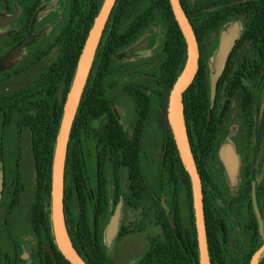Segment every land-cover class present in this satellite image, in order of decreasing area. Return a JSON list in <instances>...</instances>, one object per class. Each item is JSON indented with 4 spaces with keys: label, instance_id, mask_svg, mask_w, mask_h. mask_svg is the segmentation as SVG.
<instances>
[{
    "label": "rangeland",
    "instance_id": "374dc122",
    "mask_svg": "<svg viewBox=\"0 0 264 264\" xmlns=\"http://www.w3.org/2000/svg\"><path fill=\"white\" fill-rule=\"evenodd\" d=\"M95 1L78 0L76 7L74 0H0V16L10 19L4 26L11 29L7 43L12 41L11 46H14L28 32L31 33L28 45L0 69V264H54L47 241L34 226L41 157L36 109L24 103L16 107L13 105L22 97L35 100L36 80L60 54L61 43L58 41H63L65 37L59 38L72 22L73 28L83 32L84 22ZM151 1L130 0L122 31L127 30L150 7ZM187 1L191 6H201L209 0ZM245 22V17H237L219 32L213 30L208 34L204 60H208L211 75L218 65L221 36L238 26L239 39ZM166 33L165 20L159 11H154L137 36L113 53L105 78L108 109L129 139L137 114L134 99L125 91V87L139 88L151 102L140 143L139 167L143 183L139 196L133 194L128 168L123 166L116 199L112 163L107 160L108 208L100 222V229L103 250L112 264H137L159 242H170L177 250L183 251L171 226L172 187L163 165L164 139L156 125L157 81L167 59L163 51ZM263 57L264 39L235 46L234 56L219 78L212 99L210 114L220 121V125L208 170L222 196L214 192L210 185L207 190L212 197V211L218 219L226 222L227 233L219 229L218 241L227 264H241V257L251 249L246 225L254 211L251 200L241 196L246 157H249L252 165L255 194L258 186L262 188L259 201L255 196L264 232V130L259 146L256 142L247 145L239 110V94L243 88L259 103L254 126L258 133L264 122V77L259 69ZM98 64L99 61H96L92 78ZM236 82L241 87L233 90ZM62 97L63 88H60L55 100L57 105H60ZM108 109L95 110L90 116L88 129L81 131L74 140L90 198L91 221L97 200L99 141L108 120ZM180 185L181 218L184 226L188 227L189 211L181 180ZM72 212L76 217V197L72 200ZM263 247L260 246L253 253L254 264L264 256ZM38 251L41 259L38 258Z\"/></svg>",
    "mask_w": 264,
    "mask_h": 264
},
{
    "label": "trees",
    "instance_id": "16d2710c",
    "mask_svg": "<svg viewBox=\"0 0 264 264\" xmlns=\"http://www.w3.org/2000/svg\"><path fill=\"white\" fill-rule=\"evenodd\" d=\"M103 0H96L84 22L83 32L68 24L62 37L58 58L39 76L35 82V100L20 98L13 105L29 104L36 109L35 122L39 128V186L38 199L35 206L34 226L44 236L52 252L54 264H70L58 251L50 222V175L55 146V138L59 129L62 107L66 94L70 88L78 57L86 39L88 30L98 14ZM182 8L193 27L199 44V68L194 82L183 94L182 104L187 133L192 147L198 173L202 181L204 215L206 224V238L211 264H227L223 248L218 241V230L227 233L226 222L218 219L211 209L212 197L207 187L210 185L220 196L217 186L212 182L208 170L209 161L213 158L215 141L219 132L220 121L211 117L212 95L210 88L211 74L209 63L204 60L207 52L206 39L213 31H220L229 21L237 17H245L243 33L239 35L235 46L252 40L264 39V0H209L201 6H191L187 0H180ZM77 7L78 0H74ZM130 9V0H116L104 28L97 47L92 69L86 82L75 120L70 132L64 169V213L66 228L74 248L86 264H112L103 250L100 222L107 213V160L112 163L114 194L119 193L120 171L123 166L128 168V176L132 182L131 190L135 196L140 195L142 178L139 167L140 143L144 125L150 111V99L139 88L125 87L135 102L137 120L132 137L129 139L121 129L118 120L108 109L106 99L105 78L112 63V55L120 48L127 46L137 34L148 24L154 11H159L167 24V33L163 51L167 54L163 73L157 81L159 90L156 91L157 110L156 125L164 139L163 165L172 187V230L179 239L183 251H179L170 242L154 244L137 264H198V249L194 218L192 210L191 186L189 177L184 170L167 122L166 109L169 92L181 72L186 60V44L181 31L174 19L169 0H152L150 7L139 15L131 26L122 31L126 14ZM75 12L77 9L75 8ZM74 19V17H73ZM72 19V20H73ZM57 44V42H55ZM233 47L226 66L235 53ZM211 56V53L209 54ZM213 55V54H212ZM96 61H99L95 76L92 71ZM260 72L264 77V57L260 65ZM218 84V82H217ZM216 84V85H217ZM239 82L234 84L233 90L240 88ZM63 88L60 105L56 103V95ZM259 103L255 97L249 95L245 89L239 94V110L244 126V141L247 145L256 142L260 145L263 139L264 122L260 130L255 132V116ZM100 108L108 109V120L100 137L101 149L97 155V200L92 211V221L89 214V195L87 194L84 176L74 140L80 132L89 127L90 116ZM243 184L241 196L251 200V187L254 178L249 157L243 163ZM186 192L189 211V226L185 227L181 218V185ZM261 187H257V200L261 197ZM76 197L78 213L72 212V200ZM249 252L244 254L241 264H250L253 253L264 244V232L259 231L255 214H252L246 225ZM38 258L41 253L38 251ZM264 264V256L256 262Z\"/></svg>",
    "mask_w": 264,
    "mask_h": 264
},
{
    "label": "water",
    "instance_id": "95a60500",
    "mask_svg": "<svg viewBox=\"0 0 264 264\" xmlns=\"http://www.w3.org/2000/svg\"><path fill=\"white\" fill-rule=\"evenodd\" d=\"M116 0H103L100 10L88 30L86 39L78 57L75 73L66 94L62 107V117L55 138V146L50 175V222L56 247L61 255L70 264H86L74 248L69 237L64 213V169L68 140L80 104V100L92 69L95 53L101 40L104 28L110 16ZM174 19L181 31L186 44V60L181 72L176 78L168 96L166 117L173 140L179 155L180 162L186 171L191 186L192 210L194 228L196 232L198 264H211L206 238V224L204 215V202L202 193V181L198 173L192 147L187 133L182 104L183 94L194 82L199 68V44L193 27L185 14L180 0H169ZM2 26L7 25L10 19L0 16ZM30 35L15 49L10 51L0 62L3 68L29 41ZM238 39V26L229 29L227 34L221 36L218 49V65L210 78L212 98L216 90V84L223 74L228 57ZM255 184L252 182L251 202L259 231L263 232V223L258 210ZM264 245V244H263ZM264 249V247L262 248ZM254 264V258L250 261ZM256 264V263H255Z\"/></svg>",
    "mask_w": 264,
    "mask_h": 264
},
{
    "label": "flooded vegetation",
    "instance_id": "af4514ba",
    "mask_svg": "<svg viewBox=\"0 0 264 264\" xmlns=\"http://www.w3.org/2000/svg\"><path fill=\"white\" fill-rule=\"evenodd\" d=\"M0 62L1 60L13 49H15L17 46H19L22 41L24 39H26L29 35L31 37V33L28 32L26 34V36H24L17 44H15L14 46L12 45V41L10 43H7V39H8V34L11 32V29H7V27H3L2 29H0ZM11 36V35H10ZM28 45V42L26 43V45L24 46V48Z\"/></svg>",
    "mask_w": 264,
    "mask_h": 264
},
{
    "label": "crops",
    "instance_id": "0c3cea01",
    "mask_svg": "<svg viewBox=\"0 0 264 264\" xmlns=\"http://www.w3.org/2000/svg\"><path fill=\"white\" fill-rule=\"evenodd\" d=\"M4 27V25L2 26V22L0 21V28H3ZM0 36H1V34H0Z\"/></svg>",
    "mask_w": 264,
    "mask_h": 264
}]
</instances>
